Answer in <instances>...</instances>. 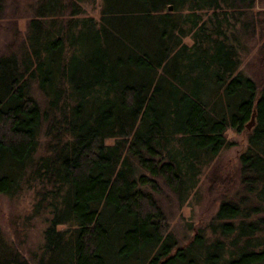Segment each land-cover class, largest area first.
I'll use <instances>...</instances> for the list:
<instances>
[{
  "label": "trees",
  "instance_id": "1",
  "mask_svg": "<svg viewBox=\"0 0 264 264\" xmlns=\"http://www.w3.org/2000/svg\"><path fill=\"white\" fill-rule=\"evenodd\" d=\"M83 1L38 0L0 53V192L33 188L46 220L30 257L0 227V264H264V38L261 78L238 69L255 0ZM228 126L238 178L214 173L213 235L177 247L156 193L185 200Z\"/></svg>",
  "mask_w": 264,
  "mask_h": 264
},
{
  "label": "rangeland",
  "instance_id": "2",
  "mask_svg": "<svg viewBox=\"0 0 264 264\" xmlns=\"http://www.w3.org/2000/svg\"><path fill=\"white\" fill-rule=\"evenodd\" d=\"M1 2L0 53L18 48L25 40L27 20L34 13L38 0H1ZM101 3L102 0H84L82 2L84 9L79 14L98 17ZM253 12L255 30L246 40L245 46L240 49L241 62L238 69L244 70L258 80L262 75L259 43L264 38V0H255ZM184 39L188 42L192 41L189 35ZM35 95L41 101L44 100L40 91L35 90ZM226 136L229 143L223 146L212 161L202 166L196 187L185 200H179L175 192L163 182L162 190L156 193L169 221L170 230L176 236L177 247L185 245L198 229L203 228L209 236L213 235L207 223L217 210L223 192L222 185L213 184V175L216 173L222 178L231 176L236 181L239 174V154L248 142L246 132L233 126L227 127ZM113 139L109 137L107 141ZM235 186L234 183L232 188ZM33 195V188H24L14 195L0 192V227L5 236L29 257L31 252L39 249L46 224L44 214L32 213Z\"/></svg>",
  "mask_w": 264,
  "mask_h": 264
},
{
  "label": "water",
  "instance_id": "3",
  "mask_svg": "<svg viewBox=\"0 0 264 264\" xmlns=\"http://www.w3.org/2000/svg\"><path fill=\"white\" fill-rule=\"evenodd\" d=\"M169 6V9H172V7H173V5L172 4H168ZM254 117H255V115H254V113L252 114V117H251V119L250 120H248L247 122H246V125L247 126H250L253 122H254Z\"/></svg>",
  "mask_w": 264,
  "mask_h": 264
}]
</instances>
